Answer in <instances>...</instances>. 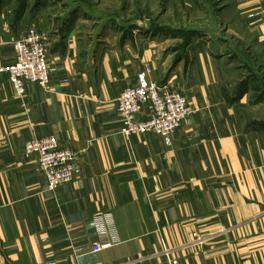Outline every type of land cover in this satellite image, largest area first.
Masks as SVG:
<instances>
[{"label":"crops","instance_id":"obj_1","mask_svg":"<svg viewBox=\"0 0 264 264\" xmlns=\"http://www.w3.org/2000/svg\"><path fill=\"white\" fill-rule=\"evenodd\" d=\"M27 25L54 71L23 96L0 71V264H264V0H0V68ZM152 81L191 113L121 135ZM43 136L77 152L53 191L23 154Z\"/></svg>","mask_w":264,"mask_h":264},{"label":"built area","instance_id":"obj_2","mask_svg":"<svg viewBox=\"0 0 264 264\" xmlns=\"http://www.w3.org/2000/svg\"><path fill=\"white\" fill-rule=\"evenodd\" d=\"M11 45L14 59L1 67L0 71L7 74L17 95L25 94L27 82L46 87L54 71L47 61L48 35L34 25H27L11 41ZM145 106L147 117L141 119L140 114ZM115 110L121 120L118 132L125 137L146 133L167 136L181 126L191 113L186 96L164 81L124 87L116 99ZM23 154L27 158H35L37 169L46 179L47 190L53 191L72 179L77 152L59 146L54 136L28 139L24 143ZM106 245L95 243L93 249L98 250ZM39 264L56 262L47 260Z\"/></svg>","mask_w":264,"mask_h":264},{"label":"water","instance_id":"obj_3","mask_svg":"<svg viewBox=\"0 0 264 264\" xmlns=\"http://www.w3.org/2000/svg\"><path fill=\"white\" fill-rule=\"evenodd\" d=\"M214 28H217V25H215V27Z\"/></svg>","mask_w":264,"mask_h":264}]
</instances>
